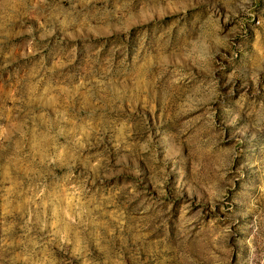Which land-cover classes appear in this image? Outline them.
<instances>
[{
  "label": "rangeland",
  "instance_id": "1",
  "mask_svg": "<svg viewBox=\"0 0 264 264\" xmlns=\"http://www.w3.org/2000/svg\"><path fill=\"white\" fill-rule=\"evenodd\" d=\"M0 264H264V0H0Z\"/></svg>",
  "mask_w": 264,
  "mask_h": 264
}]
</instances>
